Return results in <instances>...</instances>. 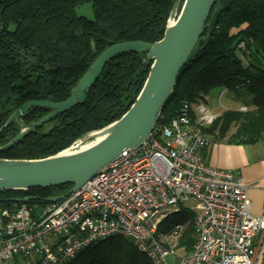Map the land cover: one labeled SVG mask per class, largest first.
I'll return each mask as SVG.
<instances>
[{
  "label": "trees",
  "instance_id": "obj_1",
  "mask_svg": "<svg viewBox=\"0 0 264 264\" xmlns=\"http://www.w3.org/2000/svg\"><path fill=\"white\" fill-rule=\"evenodd\" d=\"M183 0L180 2V6ZM212 37L184 65L157 123L174 118L184 102L204 99L214 90L249 96L246 111L225 110L202 128L212 143L264 141V0H229ZM174 0H0V146L19 132L10 115L33 100L61 102L107 47L123 41L154 43L163 37ZM90 4L92 19L76 13ZM217 7V4L213 9ZM180 8V7H179ZM145 54L122 52L102 69L83 103L49 119L24 136L2 158L39 159L54 155L88 133L120 118L136 99L148 74ZM51 111L31 107L23 121H38ZM50 124V125H49ZM45 125L49 128L44 129ZM233 129V130H232ZM72 184L0 191V205L42 204ZM32 197L33 200H26ZM179 246L193 244L192 218ZM186 217V218H187ZM159 223V232L169 226ZM182 223V222H181ZM187 223V222H186ZM183 221V225L186 224ZM67 264H151L131 240L113 236L81 250Z\"/></svg>",
  "mask_w": 264,
  "mask_h": 264
},
{
  "label": "built area",
  "instance_id": "obj_2",
  "mask_svg": "<svg viewBox=\"0 0 264 264\" xmlns=\"http://www.w3.org/2000/svg\"><path fill=\"white\" fill-rule=\"evenodd\" d=\"M215 117L202 100L184 102L141 145L123 150L63 199L0 205V264H67L113 236L131 240L151 264H264L254 249L264 207L253 214L246 185L205 162L211 141L202 128ZM187 198L197 209L189 252L176 246L183 224L156 237L159 216L178 211Z\"/></svg>",
  "mask_w": 264,
  "mask_h": 264
},
{
  "label": "water",
  "instance_id": "obj_3",
  "mask_svg": "<svg viewBox=\"0 0 264 264\" xmlns=\"http://www.w3.org/2000/svg\"><path fill=\"white\" fill-rule=\"evenodd\" d=\"M174 0L163 37L154 42L123 41L102 51L71 89L68 99L61 102L33 100L14 111L5 123H19V132L9 142L0 146V153L10 149L25 134L34 131L49 119L83 103L86 92L97 80L104 66L122 52L145 54L143 65L148 67L147 77L136 99L117 120L86 136L100 138L89 146L72 151L64 150L39 159H11L0 157V191L28 190L72 184L60 196L49 200L59 201L74 191L86 180L126 148H135L143 143L156 124L160 112L170 98L181 68L198 53L200 37L206 44L212 37L219 15L226 9L229 0ZM217 4V7L215 5ZM47 107L51 111L38 121L26 124L23 119L31 107ZM29 197L26 200H33Z\"/></svg>",
  "mask_w": 264,
  "mask_h": 264
},
{
  "label": "crops",
  "instance_id": "obj_4",
  "mask_svg": "<svg viewBox=\"0 0 264 264\" xmlns=\"http://www.w3.org/2000/svg\"><path fill=\"white\" fill-rule=\"evenodd\" d=\"M208 166L231 171L247 187L253 214L264 207V141L254 144L212 143L204 150ZM255 253L264 260V233L255 240Z\"/></svg>",
  "mask_w": 264,
  "mask_h": 264
},
{
  "label": "rangeland",
  "instance_id": "obj_5",
  "mask_svg": "<svg viewBox=\"0 0 264 264\" xmlns=\"http://www.w3.org/2000/svg\"><path fill=\"white\" fill-rule=\"evenodd\" d=\"M179 7H180V4H179ZM76 13L78 15H82L88 19L93 18L90 4H83V5L77 6L76 7ZM249 99H250L249 96L247 94H245L244 92H241L240 94H235L232 92H228L224 89H221V90H214V91L210 92L209 95H207L205 97V99L202 96L196 97L193 102H197L198 100H202L204 102V104L207 106V108L212 113H214L215 116H218L225 110L246 111L247 110L246 108H249V106H248ZM195 105H198V103H195ZM49 125H45L44 129L49 128ZM95 131H97V130H95ZM92 132H94V131H92ZM94 139L95 138L93 136H86L85 138L76 139L74 141L77 143L74 145L75 150H79V148L82 145H85L88 142L93 141ZM67 148H65V149H67ZM196 212H197L196 202L192 198H187L184 200L182 207H180L178 211H176V212L167 211V213H165V215L162 218H160V216H159V221L164 220V223L162 224L163 226H169V225H173L176 223L182 224L184 221L185 223L187 222L183 227V229H184L186 227V225H188V217L187 216H189L192 213H196ZM159 223L160 222H158L157 227L159 226ZM157 235L159 237H161L162 233L159 232ZM179 239H180V237H179ZM179 239H178L176 246L179 248V251H182L185 248L179 246ZM166 258H167L166 259L167 262H171V256H168ZM6 264H26V263L24 261L14 260L11 262L8 261V262H6Z\"/></svg>",
  "mask_w": 264,
  "mask_h": 264
},
{
  "label": "bare ground",
  "instance_id": "obj_6",
  "mask_svg": "<svg viewBox=\"0 0 264 264\" xmlns=\"http://www.w3.org/2000/svg\"><path fill=\"white\" fill-rule=\"evenodd\" d=\"M94 138H95V139H94L93 141L88 142V143L85 144V145H82L79 149L85 148V147L89 146L90 144L94 143L95 141H97V140L100 138V136H97V137H94ZM74 150H75V148H68V149L64 150V152H72V151H74ZM75 151H76V150H75Z\"/></svg>",
  "mask_w": 264,
  "mask_h": 264
}]
</instances>
